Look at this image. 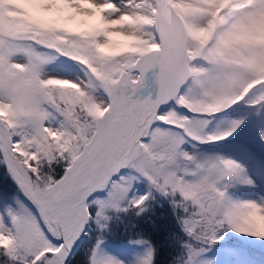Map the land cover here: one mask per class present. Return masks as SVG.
<instances>
[{
  "label": "snow or ice",
  "instance_id": "1",
  "mask_svg": "<svg viewBox=\"0 0 264 264\" xmlns=\"http://www.w3.org/2000/svg\"><path fill=\"white\" fill-rule=\"evenodd\" d=\"M254 245L264 0H0V264H248Z\"/></svg>",
  "mask_w": 264,
  "mask_h": 264
},
{
  "label": "trees",
  "instance_id": "2",
  "mask_svg": "<svg viewBox=\"0 0 264 264\" xmlns=\"http://www.w3.org/2000/svg\"><path fill=\"white\" fill-rule=\"evenodd\" d=\"M107 242H111V243H119V237L115 238V239H109ZM254 248V247H253ZM256 250L251 252V253H247V256H249V258H253L255 261H259V262H263L264 263V252L255 248Z\"/></svg>",
  "mask_w": 264,
  "mask_h": 264
},
{
  "label": "rangeland",
  "instance_id": "3",
  "mask_svg": "<svg viewBox=\"0 0 264 264\" xmlns=\"http://www.w3.org/2000/svg\"><path fill=\"white\" fill-rule=\"evenodd\" d=\"M255 246V245H254ZM106 247L107 249L114 253V254H121L123 252V249L121 248L119 243H111V242H107L106 243ZM259 247V246H258ZM245 259L248 261V264H254L256 262L252 261V260H248V258L245 257Z\"/></svg>",
  "mask_w": 264,
  "mask_h": 264
}]
</instances>
